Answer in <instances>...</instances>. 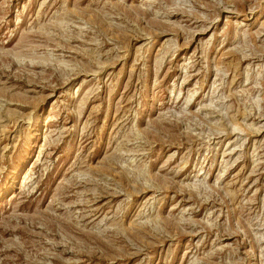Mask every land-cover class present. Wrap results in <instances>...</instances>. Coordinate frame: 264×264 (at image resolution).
Returning a JSON list of instances; mask_svg holds the SVG:
<instances>
[{
    "label": "rangeland",
    "instance_id": "rangeland-1",
    "mask_svg": "<svg viewBox=\"0 0 264 264\" xmlns=\"http://www.w3.org/2000/svg\"><path fill=\"white\" fill-rule=\"evenodd\" d=\"M0 264H264V0H0Z\"/></svg>",
    "mask_w": 264,
    "mask_h": 264
}]
</instances>
